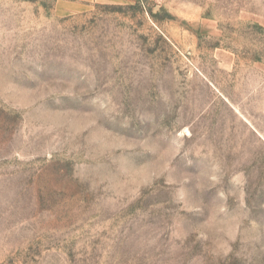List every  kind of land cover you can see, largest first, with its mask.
<instances>
[{
    "label": "rangeland",
    "instance_id": "rangeland-1",
    "mask_svg": "<svg viewBox=\"0 0 264 264\" xmlns=\"http://www.w3.org/2000/svg\"><path fill=\"white\" fill-rule=\"evenodd\" d=\"M58 1L0 0V264H264V0Z\"/></svg>",
    "mask_w": 264,
    "mask_h": 264
},
{
    "label": "crops",
    "instance_id": "crops-1",
    "mask_svg": "<svg viewBox=\"0 0 264 264\" xmlns=\"http://www.w3.org/2000/svg\"><path fill=\"white\" fill-rule=\"evenodd\" d=\"M85 3H79L77 1H58L57 5H56V9L59 11L62 10H80L79 8L81 6H83L84 8H88V4L90 3H102V2H106L107 0H82ZM60 14H65V13H60Z\"/></svg>",
    "mask_w": 264,
    "mask_h": 264
}]
</instances>
